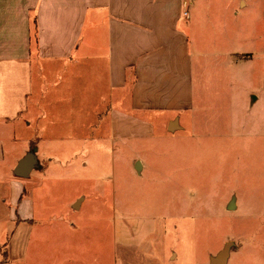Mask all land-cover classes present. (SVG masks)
I'll return each instance as SVG.
<instances>
[{
  "label": "rangeland",
  "instance_id": "374dc122",
  "mask_svg": "<svg viewBox=\"0 0 264 264\" xmlns=\"http://www.w3.org/2000/svg\"><path fill=\"white\" fill-rule=\"evenodd\" d=\"M252 16L253 59L223 57L194 79L190 111L153 128L114 127L101 73L48 70L29 130L35 223L10 236V264H208L227 242L228 264H264V7Z\"/></svg>",
  "mask_w": 264,
  "mask_h": 264
},
{
  "label": "crops",
  "instance_id": "0c3cea01",
  "mask_svg": "<svg viewBox=\"0 0 264 264\" xmlns=\"http://www.w3.org/2000/svg\"><path fill=\"white\" fill-rule=\"evenodd\" d=\"M261 7L264 0H0V264L11 263L10 236L35 223L34 171L29 179L14 171L38 148L29 130L49 69L86 73V81L101 73L114 127L131 117L153 128L190 111L194 79L221 75L206 71L222 70L223 57L229 67L253 59L246 45L262 26L252 16ZM250 93L256 105L262 96ZM127 105L136 114L123 112Z\"/></svg>",
  "mask_w": 264,
  "mask_h": 264
},
{
  "label": "water",
  "instance_id": "95a60500",
  "mask_svg": "<svg viewBox=\"0 0 264 264\" xmlns=\"http://www.w3.org/2000/svg\"><path fill=\"white\" fill-rule=\"evenodd\" d=\"M171 130L177 127L176 123L171 124ZM38 148L36 146L32 147L27 154L18 162L14 175L21 179H29L31 173L35 170H40L42 164L38 158ZM137 170H140V163L136 165ZM77 206V205H76ZM75 206V207H76ZM235 207V205H234ZM233 209V205H231ZM234 242H227L223 249L219 251L216 255H211L208 264H228L231 252L236 249Z\"/></svg>",
  "mask_w": 264,
  "mask_h": 264
},
{
  "label": "built area",
  "instance_id": "2783aa9c",
  "mask_svg": "<svg viewBox=\"0 0 264 264\" xmlns=\"http://www.w3.org/2000/svg\"><path fill=\"white\" fill-rule=\"evenodd\" d=\"M187 15V14H186Z\"/></svg>",
  "mask_w": 264,
  "mask_h": 264
}]
</instances>
